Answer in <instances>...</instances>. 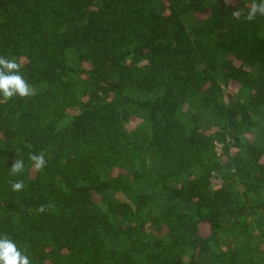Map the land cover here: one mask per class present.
I'll list each match as a JSON object with an SVG mask.
<instances>
[{"label": "trees", "instance_id": "1", "mask_svg": "<svg viewBox=\"0 0 264 264\" xmlns=\"http://www.w3.org/2000/svg\"><path fill=\"white\" fill-rule=\"evenodd\" d=\"M262 3L0 0L33 88L0 94V238L30 264H264Z\"/></svg>", "mask_w": 264, "mask_h": 264}, {"label": "clouds", "instance_id": "2", "mask_svg": "<svg viewBox=\"0 0 264 264\" xmlns=\"http://www.w3.org/2000/svg\"><path fill=\"white\" fill-rule=\"evenodd\" d=\"M264 14V3L258 7L254 6L248 19L254 18L256 12ZM236 13H234L235 15ZM0 94L4 99H12L15 96L25 98L33 94L32 86L27 82L21 72V65L14 59L7 56H0ZM30 161L33 163L35 170L39 171L46 167L45 155L31 154ZM25 163L23 159H14L10 171L12 174H19L23 171ZM24 188L23 181L12 183L13 191H21ZM43 207L40 211H43ZM0 264H30L29 257L18 250L17 245L10 238H0Z\"/></svg>", "mask_w": 264, "mask_h": 264}, {"label": "rangeland", "instance_id": "3", "mask_svg": "<svg viewBox=\"0 0 264 264\" xmlns=\"http://www.w3.org/2000/svg\"><path fill=\"white\" fill-rule=\"evenodd\" d=\"M119 199H120V200H127L126 196L123 195V194L119 196ZM204 231H205V233H206V232H207V229L205 228Z\"/></svg>", "mask_w": 264, "mask_h": 264}]
</instances>
